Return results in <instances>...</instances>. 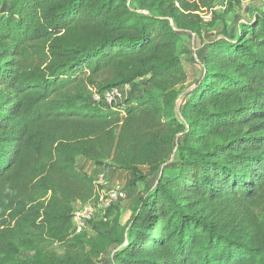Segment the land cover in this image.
<instances>
[{
  "label": "trees",
  "instance_id": "trees-1",
  "mask_svg": "<svg viewBox=\"0 0 264 264\" xmlns=\"http://www.w3.org/2000/svg\"><path fill=\"white\" fill-rule=\"evenodd\" d=\"M215 2L0 0V264H264V10L209 42L177 112L180 32L201 37ZM139 79L136 99H90ZM79 158L145 184L125 224L115 202L74 233L73 204L99 197Z\"/></svg>",
  "mask_w": 264,
  "mask_h": 264
},
{
  "label": "rangeland",
  "instance_id": "rangeland-1",
  "mask_svg": "<svg viewBox=\"0 0 264 264\" xmlns=\"http://www.w3.org/2000/svg\"><path fill=\"white\" fill-rule=\"evenodd\" d=\"M261 10H264V0H216L212 13H208L204 16L205 20L212 24H208L205 27L201 37L187 31L180 32L182 40L179 44L178 53L188 72V80L184 85L178 87L180 94L177 100V112L179 115L190 92L195 89L203 76L204 68L201 64V55L206 51L209 42L220 35L235 39L241 31L242 25L253 21L255 15ZM105 76H107L106 73L102 75L100 79ZM149 87L150 85L147 80L139 79L136 83L127 87V89L122 90L123 94L119 99V103L136 99ZM174 162L175 157L172 156L165 166V174L171 175L174 172V169L171 168ZM78 163L79 165L83 164L85 170L95 177L96 181L100 178L103 179L104 183H98L97 185L99 195L105 196L116 181L120 183L124 196L118 202L124 205L121 209V223L125 224L131 215L126 204L129 200H133L137 193L144 190L145 184L139 183L130 189L127 185L126 175H124L122 170L113 168L111 165L97 168L92 162H84L81 158L78 159ZM160 176L161 172L150 176L147 181L151 186H155ZM99 218L100 214L97 215L93 223L97 222ZM88 230L90 233L95 234L90 226ZM52 249L58 253L64 252L63 245L59 243L52 245ZM110 256L111 249L103 255L102 264H113Z\"/></svg>",
  "mask_w": 264,
  "mask_h": 264
},
{
  "label": "built area",
  "instance_id": "built-area-1",
  "mask_svg": "<svg viewBox=\"0 0 264 264\" xmlns=\"http://www.w3.org/2000/svg\"><path fill=\"white\" fill-rule=\"evenodd\" d=\"M132 84H126L121 87H114L107 91L100 93L95 88H90V99L95 103H101L103 105H113L119 103V99L122 97V90L127 89ZM102 184L103 179L100 178L96 181V184ZM121 185L118 181L114 186L105 194V196L99 195L98 199H92L90 201H77L73 204L72 209V225L74 233H81L88 230L90 221L96 219L97 215L106 213V210L115 202L121 200L124 196V192L121 189Z\"/></svg>",
  "mask_w": 264,
  "mask_h": 264
},
{
  "label": "crops",
  "instance_id": "crops-1",
  "mask_svg": "<svg viewBox=\"0 0 264 264\" xmlns=\"http://www.w3.org/2000/svg\"><path fill=\"white\" fill-rule=\"evenodd\" d=\"M122 172L124 173V175H126V172H125V171L122 170ZM102 260H103V258H102ZM101 264H102V263H101Z\"/></svg>",
  "mask_w": 264,
  "mask_h": 264
}]
</instances>
